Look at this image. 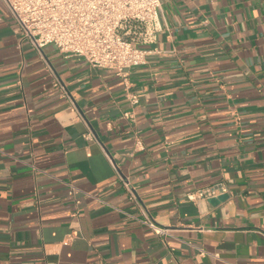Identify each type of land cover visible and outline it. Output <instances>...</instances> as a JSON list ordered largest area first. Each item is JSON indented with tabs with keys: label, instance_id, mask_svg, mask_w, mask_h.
I'll list each match as a JSON object with an SVG mask.
<instances>
[{
	"label": "crops",
	"instance_id": "0c3cea01",
	"mask_svg": "<svg viewBox=\"0 0 264 264\" xmlns=\"http://www.w3.org/2000/svg\"><path fill=\"white\" fill-rule=\"evenodd\" d=\"M161 21L128 86L22 40L0 0V264H264V0H162Z\"/></svg>",
	"mask_w": 264,
	"mask_h": 264
},
{
	"label": "built area",
	"instance_id": "2783aa9c",
	"mask_svg": "<svg viewBox=\"0 0 264 264\" xmlns=\"http://www.w3.org/2000/svg\"><path fill=\"white\" fill-rule=\"evenodd\" d=\"M2 1L18 23L22 40L39 51L53 44L61 53L83 58L94 68L113 70L128 86L130 70L148 63L149 56L157 52L151 46L163 30L162 0ZM55 85L61 86L58 80ZM127 97L132 105L139 104L136 94L128 92ZM125 116L133 117L129 112ZM124 185L138 202L130 181L124 180ZM69 187L74 194L77 187ZM227 192V186L219 183L187 197L195 202ZM142 211L143 218H136L142 225L157 235H169L168 228L158 224L145 208ZM200 254L206 252L200 250Z\"/></svg>",
	"mask_w": 264,
	"mask_h": 264
},
{
	"label": "water",
	"instance_id": "95a60500",
	"mask_svg": "<svg viewBox=\"0 0 264 264\" xmlns=\"http://www.w3.org/2000/svg\"><path fill=\"white\" fill-rule=\"evenodd\" d=\"M227 198H228V194H224V195L220 196L219 198L211 199V202L218 204V203L226 200Z\"/></svg>",
	"mask_w": 264,
	"mask_h": 264
}]
</instances>
